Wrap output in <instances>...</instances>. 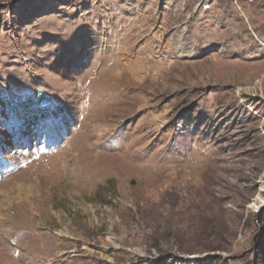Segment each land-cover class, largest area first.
<instances>
[{
	"label": "rangeland",
	"instance_id": "rangeland-1",
	"mask_svg": "<svg viewBox=\"0 0 264 264\" xmlns=\"http://www.w3.org/2000/svg\"><path fill=\"white\" fill-rule=\"evenodd\" d=\"M261 221L264 0H0V264H258Z\"/></svg>",
	"mask_w": 264,
	"mask_h": 264
},
{
	"label": "bare ground",
	"instance_id": "bare-ground-1",
	"mask_svg": "<svg viewBox=\"0 0 264 264\" xmlns=\"http://www.w3.org/2000/svg\"><path fill=\"white\" fill-rule=\"evenodd\" d=\"M91 151H94V150H91ZM70 152H71V150H70ZM92 170H93V166L90 165V162L88 163L85 159L80 160L78 157H73L72 158V164H71L70 168L67 167V169L65 170V173L69 174L71 179L74 181L75 185L77 184V185L81 186L82 188H84L87 185V182H89L91 180V178L93 177ZM96 172L97 173H103L105 171L103 169L102 170L98 169V171H96ZM22 187H23V185H22ZM29 189H30V187H29ZM23 196L26 197L27 194H24ZM4 202L7 204V203H9V200L6 199V201H4ZM21 206H23V205H21Z\"/></svg>",
	"mask_w": 264,
	"mask_h": 264
},
{
	"label": "trees",
	"instance_id": "trees-1",
	"mask_svg": "<svg viewBox=\"0 0 264 264\" xmlns=\"http://www.w3.org/2000/svg\"><path fill=\"white\" fill-rule=\"evenodd\" d=\"M195 126H197V123L195 124ZM260 224L261 233L259 234V244H257L258 247L256 249V261L258 264H264V221H261Z\"/></svg>",
	"mask_w": 264,
	"mask_h": 264
}]
</instances>
